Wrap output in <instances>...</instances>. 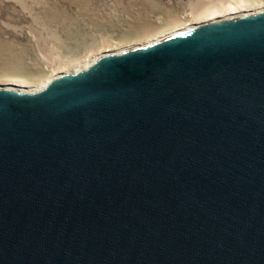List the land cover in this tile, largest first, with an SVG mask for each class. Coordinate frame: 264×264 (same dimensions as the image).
Returning <instances> with one entry per match:
<instances>
[{"label": "water", "instance_id": "water-1", "mask_svg": "<svg viewBox=\"0 0 264 264\" xmlns=\"http://www.w3.org/2000/svg\"><path fill=\"white\" fill-rule=\"evenodd\" d=\"M0 87V264H264V12Z\"/></svg>", "mask_w": 264, "mask_h": 264}, {"label": "rangeland", "instance_id": "rangeland-1", "mask_svg": "<svg viewBox=\"0 0 264 264\" xmlns=\"http://www.w3.org/2000/svg\"><path fill=\"white\" fill-rule=\"evenodd\" d=\"M203 1L0 0V87L29 88L104 43L126 47L157 37L191 22Z\"/></svg>", "mask_w": 264, "mask_h": 264}, {"label": "bare ground", "instance_id": "bare-ground-1", "mask_svg": "<svg viewBox=\"0 0 264 264\" xmlns=\"http://www.w3.org/2000/svg\"><path fill=\"white\" fill-rule=\"evenodd\" d=\"M261 12H264L263 4H259V3L252 4L247 2L246 0H206V2L203 1L202 3H200V5H198L194 9V11L192 12L191 22H187L179 27H172L166 32L159 34L157 37L147 38L146 41L139 44L141 45L147 44L157 39H160L161 37H165L167 35L176 33L178 31L192 28L193 26H199L211 22L246 16ZM134 46L135 45L122 47L120 44L116 45L112 43H104L96 50V52L90 50L89 53L83 56H79L70 62L60 63L54 66L47 77H44L39 83H32L29 88L27 87V90L32 88L34 90H38L44 87L52 78L56 76L78 71L86 67L98 55V53L100 55L103 54L105 51L115 52L118 50H123L127 47H134ZM118 47H122V48H118ZM2 81L4 83H10L8 78L3 79ZM15 84H20V83H18V81L15 80L14 85ZM21 85H29V84L26 82H21ZM11 89H16L21 91L24 90L22 87H12Z\"/></svg>", "mask_w": 264, "mask_h": 264}]
</instances>
